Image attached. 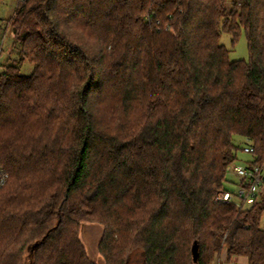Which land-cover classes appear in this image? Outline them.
Segmentation results:
<instances>
[{
	"label": "trees",
	"instance_id": "trees-1",
	"mask_svg": "<svg viewBox=\"0 0 264 264\" xmlns=\"http://www.w3.org/2000/svg\"><path fill=\"white\" fill-rule=\"evenodd\" d=\"M10 22L0 264H99L84 222L106 264H213L224 247L264 264V189L216 199L245 145L264 167V0H23Z\"/></svg>",
	"mask_w": 264,
	"mask_h": 264
},
{
	"label": "rangeland",
	"instance_id": "rangeland-1",
	"mask_svg": "<svg viewBox=\"0 0 264 264\" xmlns=\"http://www.w3.org/2000/svg\"><path fill=\"white\" fill-rule=\"evenodd\" d=\"M21 1L23 0H3L0 3V71L4 70L5 66L14 62L15 59L20 58L22 44L19 40L15 39L10 19L14 15L16 8ZM232 39L233 35L230 32H222L220 42L230 50V58L232 60H247L249 58V48L248 40L245 33L243 32L241 34L235 44H233ZM33 70L34 64L29 61H25L21 65V73L23 75H30ZM236 139L237 141L240 140L242 145L246 143V140L244 138L238 137ZM238 156L239 158L237 160V163L246 164V161L250 155L240 149V151L238 152ZM236 180L237 178L232 177L231 175H227V190H236ZM262 228H264V216L262 219ZM103 229V226L92 222H84L80 229V238L85 244L86 251L89 257H91L94 261L99 264H106L104 257L99 252V243L103 235ZM235 259H238L240 264L248 263L246 257L240 256ZM225 261H228L226 247H224L222 251L215 255V258L213 259V264H222Z\"/></svg>",
	"mask_w": 264,
	"mask_h": 264
},
{
	"label": "built area",
	"instance_id": "built-area-1",
	"mask_svg": "<svg viewBox=\"0 0 264 264\" xmlns=\"http://www.w3.org/2000/svg\"><path fill=\"white\" fill-rule=\"evenodd\" d=\"M247 153H253L252 144L244 147ZM227 173L237 178V188L235 191L223 190L219 193L217 200L223 203H232L241 207L245 202L257 199L264 189V167L252 162L246 164L231 162L227 166ZM10 173L3 165L0 159V189L4 187L10 180ZM222 264H240L238 259L233 261H225Z\"/></svg>",
	"mask_w": 264,
	"mask_h": 264
},
{
	"label": "water",
	"instance_id": "water-1",
	"mask_svg": "<svg viewBox=\"0 0 264 264\" xmlns=\"http://www.w3.org/2000/svg\"><path fill=\"white\" fill-rule=\"evenodd\" d=\"M195 253H197V249L195 248Z\"/></svg>",
	"mask_w": 264,
	"mask_h": 264
}]
</instances>
